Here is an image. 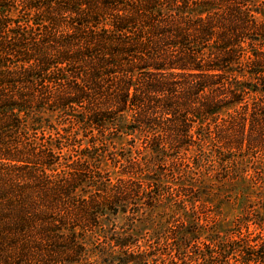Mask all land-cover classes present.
I'll return each mask as SVG.
<instances>
[{"label":"trees","instance_id":"16d2710c","mask_svg":"<svg viewBox=\"0 0 264 264\" xmlns=\"http://www.w3.org/2000/svg\"><path fill=\"white\" fill-rule=\"evenodd\" d=\"M0 264H264V0H0Z\"/></svg>","mask_w":264,"mask_h":264},{"label":"rangeland","instance_id":"374dc122","mask_svg":"<svg viewBox=\"0 0 264 264\" xmlns=\"http://www.w3.org/2000/svg\"><path fill=\"white\" fill-rule=\"evenodd\" d=\"M68 129L73 131V128L71 126ZM114 134L117 135V132H114ZM144 142L145 140L141 139V137L140 139H136L129 135L113 139L112 144H110V150L108 151V155H109L108 162L113 163V159L115 157L114 152H116L118 156H119V153H122L125 155H133V156H137L139 152L143 153L144 150H136L137 148L135 147V145H138L140 149L141 145H143ZM106 148L108 147L103 146L102 147L103 151ZM180 156H182V154H180ZM186 156L189 157L188 155ZM181 160L182 159H179L178 167L182 166L181 168L182 173H177L173 177L169 178L170 180L174 179V182L172 183H175V181H181V180H184L185 182L193 181L194 178L197 177V173L191 172L190 171L191 169L184 166V163ZM171 168H172L171 166H167L166 168V172L169 173V176L172 174ZM111 169L115 171V174H116V171L118 170V168L111 167ZM189 187H190L189 188L190 191H192L193 188L191 186ZM237 187L239 188L235 190ZM164 188L167 191L168 190L171 191L174 197H176L179 194V192L176 191L175 188H172L169 185H167V187L165 186ZM213 188H214V191L217 192L213 195V197L210 198V201L213 202V206H209V207L206 206L203 209V211L205 210L207 211V209L214 210V212L216 213L215 217L213 218L211 217L210 219L218 223L219 229L226 230L228 228H232L235 223V220L246 213V208L248 204L251 201L255 200L256 195L247 194L246 196V195L239 194L238 190L241 188L239 183H227L225 185L215 186ZM250 191H253V190H250ZM169 196L170 195H168V197ZM170 201H173V200H170ZM170 213L171 211H169V214ZM118 221H122V219L120 218L118 219ZM250 228H254L253 225H251Z\"/></svg>","mask_w":264,"mask_h":264}]
</instances>
